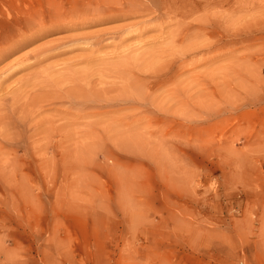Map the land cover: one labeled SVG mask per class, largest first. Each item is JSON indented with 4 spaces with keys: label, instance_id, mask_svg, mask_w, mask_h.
Here are the masks:
<instances>
[{
    "label": "rangeland",
    "instance_id": "374dc122",
    "mask_svg": "<svg viewBox=\"0 0 264 264\" xmlns=\"http://www.w3.org/2000/svg\"><path fill=\"white\" fill-rule=\"evenodd\" d=\"M8 95L0 264H264V0H0Z\"/></svg>",
    "mask_w": 264,
    "mask_h": 264
},
{
    "label": "bare ground",
    "instance_id": "6f19581e",
    "mask_svg": "<svg viewBox=\"0 0 264 264\" xmlns=\"http://www.w3.org/2000/svg\"><path fill=\"white\" fill-rule=\"evenodd\" d=\"M46 57V56H45ZM39 59H41L42 60V57H40ZM16 60V59H15ZM14 60V61H15ZM29 61V60H28ZM40 62V61H39ZM24 63V62H23ZM26 63V62H25ZM28 63H30V62H28ZM35 64H37L36 62H34ZM30 64H32V66H33V62L32 63H30ZM29 65V64H28ZM27 65V66H28ZM16 66V65H15ZM21 66V65H20ZM19 66V67H20ZM30 66H28V68H29ZM18 68V67H17ZM23 68V67H22ZM14 69H16V68H14ZM21 69V68H20ZM27 69V68H26ZM12 71H13V66H12V69H11ZM23 70V69H22ZM12 71H10V72H12ZM20 70L18 69V72H19ZM16 73H17V71H16ZM9 74V73H8ZM7 74V75H8ZM14 74V73H13ZM6 77H8V76H6ZM6 77H4V78H6ZM35 79H36V77H35ZM3 81H4V79H3ZM22 81L24 82V79H22ZM32 82V81H31ZM30 82V83H31ZM5 83H6V81H5ZM20 83H22V82H20ZM32 84V83H31ZM28 85V84H27ZM25 87V86H24ZM31 87V86H30ZM19 89V88H18ZM19 92V91H18ZM7 94H10V92H6ZM22 94V93H21ZM20 94V95H21ZM17 95V94H16ZM16 95H13V97L12 96H9L8 95V97H11L12 99H8V101H6V103L5 102H3V100H5V99H1L2 100V102L3 103H0V129H5L6 127H7V124L9 123L10 124V122H8L10 119H9V114H18V113H21L22 111H27V109H29V108H32L34 111L36 110V111H38V110H40L41 109V105H40V103H41V101L40 100H35L34 102H32V101H30V102H26V103H24V102H22V103H24L23 105H24V109H23V106L22 105H19V101H20V99L19 98H17V96ZM19 95V94H18ZM20 95H19V97H20ZM54 96V95H53ZM23 97H25V96H23ZM76 97H80L79 95H77L76 94ZM26 98V97H25ZM23 101V100H22ZM15 102H17L16 104H15ZM31 109V110H32ZM30 110V111H31ZM29 111V112H30ZM33 111V112H34ZM29 112H28V115H29ZM23 114H24V112H22ZM26 113V112H25ZM19 115V116H22V118H23V116L24 115ZM27 115H25V117H26ZM31 116V115H30ZM26 121V120H25ZM34 123V122H33ZM8 124V125H9ZM10 125H12V124H10ZM9 125V126H10ZM28 127V126H27ZM9 128V127H8ZM34 128H36V127H34ZM0 131H2V130H0ZM4 131V130H3ZM2 134H3V136H4V133L2 132ZM5 142H6V140H5ZM8 143H11V142H8ZM14 143V142H13ZM2 144V143H1ZM4 144V143H3ZM5 145V144H4ZM9 146V145H8ZM1 147V146H0ZM2 151H5V150H2ZM7 151H8V149H7ZM6 151V152H7ZM1 152V151H0ZM2 154V153H1ZM2 161V160H1ZM13 162V161H12ZM8 164V163H7ZM16 171V170H15ZM11 172H12V170H11ZM12 174V173H11ZM14 174V173H13ZM13 176V175H12ZM16 177V176H15ZM15 177H14V179H15Z\"/></svg>",
    "mask_w": 264,
    "mask_h": 264
}]
</instances>
